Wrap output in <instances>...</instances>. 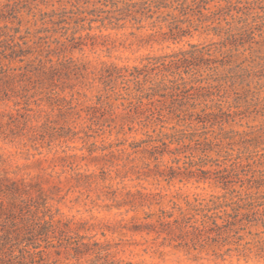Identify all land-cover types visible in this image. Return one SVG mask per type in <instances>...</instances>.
Here are the masks:
<instances>
[{
  "label": "trees",
  "instance_id": "trees-1",
  "mask_svg": "<svg viewBox=\"0 0 264 264\" xmlns=\"http://www.w3.org/2000/svg\"><path fill=\"white\" fill-rule=\"evenodd\" d=\"M148 27L173 42L193 30L214 33L220 40L149 54L141 65L104 63L98 73L71 55L100 39L107 44L104 30ZM260 40L264 0H6L0 7V104L14 102L24 112L22 124L13 114L5 124L0 121V133L13 139L28 136L30 113L46 105L65 116L74 109L80 88L97 83L93 119L98 123L107 119L110 126L117 123L124 134L140 130L156 134L144 141L156 168L150 171L169 184L214 180L226 191L210 199L186 200V206L173 202L169 210L146 212L144 222H136L132 229L170 237L197 257L225 247V253L264 252V174L253 167L255 158L246 163L241 156L233 160V136L223 132L233 122L228 95L233 76L221 74L233 71V46L259 45ZM254 49L255 45L245 51ZM99 113L102 119L97 118ZM54 118L47 114L42 125L31 128L34 146L45 145ZM179 126H198L202 131H179ZM4 127L10 134L3 132ZM17 130L25 132L19 135ZM246 142L260 145L256 136ZM132 147L137 152L141 145ZM166 154L172 156L165 162ZM245 168L249 175L242 178ZM239 181L243 189L255 193L234 195ZM82 227L52 208L41 184L11 178L0 170V264H69L87 256H92L90 264H133L118 259L109 244L80 234ZM250 236L253 239L247 241Z\"/></svg>",
  "mask_w": 264,
  "mask_h": 264
},
{
  "label": "rangeland",
  "instance_id": "rangeland-1",
  "mask_svg": "<svg viewBox=\"0 0 264 264\" xmlns=\"http://www.w3.org/2000/svg\"><path fill=\"white\" fill-rule=\"evenodd\" d=\"M6 0H0V7ZM224 5L215 2L213 5ZM149 25V23H145ZM166 30V29H164ZM101 34L99 30L94 31ZM109 36L107 44L100 39L96 45L89 44L83 50H76L71 55L80 63L87 64L91 72L98 73L103 64L116 63L119 66L141 65L142 59L151 54H164L180 49H188L189 44H209L219 41L214 33L194 31L178 42L164 39L155 29L138 31L131 28L124 30H104ZM154 35V36H153ZM260 39V38H258ZM255 45L254 52L245 51L253 43L233 46V71H221L223 76H233V89L228 95L233 102V122L226 125L225 135L233 136V160L241 156L245 163L255 158L253 167L264 174V40ZM243 42V41H241ZM81 94L74 96V109L65 116L59 111L51 112L42 105L31 114L28 136L13 139L0 133V170L9 177L26 182H38L49 197L52 208L60 215L72 219L83 226L80 234L94 237L101 243L109 244L118 259L133 264H264V252L225 253L227 247L204 252L197 257L195 251L177 246V241L155 232H138L132 227L142 223L146 212L171 209L173 202L186 206V200L210 199L212 195H221L226 191L214 180L197 182L195 179L168 183L150 171L155 170L150 164L147 149L150 145L145 140L156 134L147 130L121 133L118 124L110 126L109 121L101 123L92 118V107L98 95L97 83L80 88ZM71 98L70 93H68ZM22 111V112H19ZM24 110L21 106L8 102L0 104V121L5 124L13 114L23 123ZM120 114L121 111L117 110ZM47 114L55 117V123L48 129L43 146L31 143V128L42 125ZM108 117V116H107ZM106 117V118H107ZM119 119V118H118ZM117 119V120H118ZM118 122V121H117ZM105 124V125H102ZM172 126V125H170ZM169 126V127H170ZM2 130L10 134L6 127ZM188 132L202 131L201 127H178ZM174 133L173 130H165ZM17 134L25 131L17 130ZM254 136L260 145H249L247 140ZM142 141L144 143H142ZM140 143L136 152L132 145ZM33 144V145H32ZM176 145L171 146L175 148ZM256 154H263L258 155ZM172 155L166 154V162ZM213 158H218L212 153ZM150 164V167H148ZM249 175L245 168L241 177ZM235 176V175H234ZM236 181V179L234 177ZM242 182L233 187L238 191L234 195L245 196L248 191L241 187ZM264 194V189L262 190ZM161 195V196H160ZM261 208H264L262 206ZM136 216L137 219L131 220ZM255 231V230H254ZM264 236V234L262 235ZM252 236L246 240H252ZM257 240V238H256ZM222 256V254H224ZM92 256L82 260H70L69 264H90Z\"/></svg>",
  "mask_w": 264,
  "mask_h": 264
}]
</instances>
